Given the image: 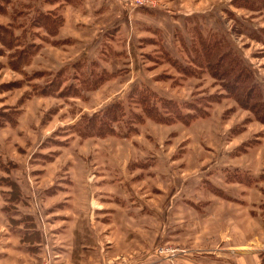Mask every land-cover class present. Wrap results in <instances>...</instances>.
<instances>
[{"label":"rangeland","instance_id":"1","mask_svg":"<svg viewBox=\"0 0 264 264\" xmlns=\"http://www.w3.org/2000/svg\"><path fill=\"white\" fill-rule=\"evenodd\" d=\"M3 28L0 264H264V121L226 89L264 102V0H0Z\"/></svg>","mask_w":264,"mask_h":264},{"label":"trees","instance_id":"2","mask_svg":"<svg viewBox=\"0 0 264 264\" xmlns=\"http://www.w3.org/2000/svg\"><path fill=\"white\" fill-rule=\"evenodd\" d=\"M62 22H60V24L58 26L61 27ZM11 36L12 35L8 34V31L6 28H3L2 30H0V41L3 45H6V47L12 46L11 41H10ZM26 54L27 53L25 52V55ZM25 55H21L19 58L17 55L14 59L17 61L22 60L23 63L27 64L29 62V60H28V62H26V60L29 58ZM226 57H227V55H226ZM234 63L235 62L233 61V64ZM217 65H218V62L210 66V69H212L211 71H212V74L214 76H218L219 69L223 68V66L225 65V61H222V64L220 65V67H218ZM234 66H232V64L230 65L229 72H231L233 77L231 79L227 80L226 85L228 86V88H226V89L233 92L235 89L239 88V92L236 93V99H237L238 103L240 102L242 105L248 107V109H252L254 111V113L259 114L258 117L262 121H264V105H263L264 102H262L261 100L260 101L257 100L254 104H251L249 101L253 98V93H255V89H256L255 87H253V88H250V87L246 88L245 87V82L248 81L249 72H244L242 69L233 68ZM101 73H103V72L101 71ZM224 73L225 72L220 74V76L225 75ZM99 74H100V72L98 73V77H99ZM60 82L61 81H59V83ZM118 107H120V104L114 103L111 106H109L106 110H104L103 112H100L99 114L94 115V117L93 116L92 117L85 116V118L82 119V124L85 125L86 128H85V131L80 132L81 135H83V136H95V134L104 133V131H103L104 129L111 133L112 131L109 129L110 128L109 124L111 122L115 121V114L114 113L118 109ZM94 120L96 122H94Z\"/></svg>","mask_w":264,"mask_h":264},{"label":"crops","instance_id":"3","mask_svg":"<svg viewBox=\"0 0 264 264\" xmlns=\"http://www.w3.org/2000/svg\"><path fill=\"white\" fill-rule=\"evenodd\" d=\"M107 8H103L100 12H98L99 13V15L100 16H108V15H112V14H115L116 13V11L118 10V9H120L119 7H116V5H114V4H111V3H108L107 5ZM69 22V21H68ZM118 24H115V25H113V26H117ZM142 25H144V24H142ZM114 179V178H113ZM109 189H111L110 188V186H109ZM111 202H115V197L112 199V201ZM110 202V203H111ZM263 202V201H262ZM187 203H189L188 202V200H185V198L184 197H181V198H178L177 200H174V204L172 203V205H171V208H172V210L174 209V211H177V212H182L183 210H186V211H188L189 213H193L194 215H195V217H196V215L197 216H199V219H201L202 221H204V220H207L209 217L207 216V214H205V213H202L201 215H199L198 213H195V210L189 205V204H187ZM252 209H251V211H249V213L251 214V220L252 221H257V220H255V219H257V217L260 215L256 210H257V207H256V204L257 203H259L258 201L257 202H255V201H253L252 200ZM111 204H113V203H111ZM114 205V204H113ZM255 205V206H254ZM246 207H247V209L250 207V206H248V205H246ZM113 212V211H112ZM111 212V213H112ZM120 214V213H119ZM202 225H204L203 223H201ZM4 229L6 230V232L8 233L7 235V237H8V243L9 242H11V241H13V245L11 244V245H9L6 249H5V251H9V253H10V255L9 256H11V254L12 253H15V251L17 250V251H20L21 249L18 247V248H16L15 246H16V240L18 239L17 238V236H15V235H11V233L9 232V229L7 228V226H6V224H4ZM177 232L178 231H181L180 230V228H176L175 229ZM73 231V230H72ZM200 231H201V233L202 234H205L206 232H208L209 230L206 228V226L204 225V227H202L201 229H200ZM176 236H178L179 234H175ZM246 243V242H245ZM62 247H64L65 248V250H62V254H63V256L65 257V256H70V248H69V246L67 245H64V246H62ZM60 250V249H59ZM1 255V254H0ZM1 256H3V254L1 255ZM230 258H227V259H225V260H219V262H218V264H234L235 262L233 261V260H231L232 262H230V260H229ZM199 260V258H195L194 260L192 259V260H190V262H192V263H194V262H197V261ZM202 259H200V261H201ZM204 261H205V259H203ZM202 260V262H204ZM206 262V261H205ZM234 262V263H233ZM243 264H246V262L244 261V263ZM247 264H249V263H247ZM250 264H262V262L261 263H259V259H257V258H252V261H251V263Z\"/></svg>","mask_w":264,"mask_h":264}]
</instances>
